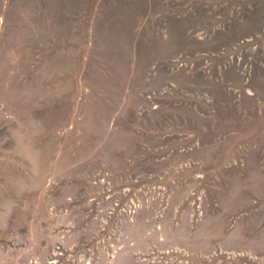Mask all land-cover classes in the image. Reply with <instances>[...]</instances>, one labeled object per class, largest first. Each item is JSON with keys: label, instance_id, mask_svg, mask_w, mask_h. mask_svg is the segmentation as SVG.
<instances>
[{"label": "rangeland", "instance_id": "obj_1", "mask_svg": "<svg viewBox=\"0 0 264 264\" xmlns=\"http://www.w3.org/2000/svg\"><path fill=\"white\" fill-rule=\"evenodd\" d=\"M66 1L0 0V264H264V0Z\"/></svg>", "mask_w": 264, "mask_h": 264}, {"label": "crops", "instance_id": "obj_2", "mask_svg": "<svg viewBox=\"0 0 264 264\" xmlns=\"http://www.w3.org/2000/svg\"><path fill=\"white\" fill-rule=\"evenodd\" d=\"M71 1H75V0H67L65 3H63L64 5H63V9H65L69 4V2H71ZM72 8L73 7H70V6H68L67 7V10H64V11H72ZM66 15V14H65ZM67 15H69V13L67 14Z\"/></svg>", "mask_w": 264, "mask_h": 264}]
</instances>
